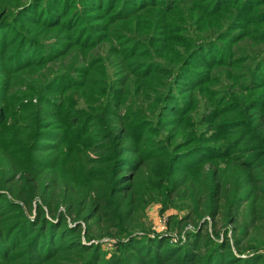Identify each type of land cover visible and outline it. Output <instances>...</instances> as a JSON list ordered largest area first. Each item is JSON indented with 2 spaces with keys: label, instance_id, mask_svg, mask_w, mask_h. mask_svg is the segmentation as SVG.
<instances>
[{
  "label": "trees",
  "instance_id": "16d2710c",
  "mask_svg": "<svg viewBox=\"0 0 264 264\" xmlns=\"http://www.w3.org/2000/svg\"><path fill=\"white\" fill-rule=\"evenodd\" d=\"M97 37L119 42L113 73L96 57L35 78ZM250 43L264 0H0V264H264ZM152 202L183 215L151 232Z\"/></svg>",
  "mask_w": 264,
  "mask_h": 264
},
{
  "label": "rangeland",
  "instance_id": "374dc122",
  "mask_svg": "<svg viewBox=\"0 0 264 264\" xmlns=\"http://www.w3.org/2000/svg\"><path fill=\"white\" fill-rule=\"evenodd\" d=\"M118 27H120L121 30L123 31H127V28L130 27L128 24H126L125 22H123L122 24H120ZM54 33L53 32H49L48 34L43 35V40L45 42L50 41L51 38L53 37ZM104 35H108V32L105 33ZM56 36H58V32L56 34ZM108 38V37H105ZM111 43H119L118 40H111V38H108V40H105L102 37H97V43L94 44L93 46H91L89 49H87L86 51H82V48L75 46L72 47V49L70 51H68L64 57L58 58L55 61H49L47 65H45L43 68H41L38 72V74L35 76L36 79H39L40 81H43L42 76H44L46 79L48 78V76L51 75V71L53 70L54 72H57L59 70H63L66 68L69 69H77V68H86L89 64H90V60H92L93 58L99 57L104 61V64L106 66V68L108 69L109 73H113L114 70H117L115 65H114V59L112 60L111 58L108 60L107 54L110 51V47L114 46ZM119 46V45H118ZM117 46V47H118ZM259 49V51H263L264 50V43H259V44H254V43H250V44H244L242 46L244 52H248V51H253L255 50V48ZM244 62V61H243ZM241 62V63H243ZM247 62H244V64H246ZM71 70V71H73ZM72 75H74L75 78H80L82 76H80V74L78 72H72ZM114 77V76H113ZM34 79V78H32ZM26 81V79H25ZM215 85V84H214ZM13 90L17 91V90H24V82H19V81H15L14 82V86H13ZM77 96L76 98L80 99L79 101H76L78 105H82L85 100V98L87 99H92L91 93H86V94H82V91H80V93L77 92ZM160 204L158 202H152L147 209L145 210V212L143 213L142 217H141V221L144 224V227L146 229H151V232H156L159 233L158 229L161 227H164L165 224L164 222V218L167 219L168 215H170L171 213H177L179 214V216H182L183 213L182 212H178V211H174L172 209L166 210V211H162L160 212L159 210ZM166 227V226H165ZM176 229V228H175ZM166 231V229H165Z\"/></svg>",
  "mask_w": 264,
  "mask_h": 264
},
{
  "label": "built area",
  "instance_id": "2783aa9c",
  "mask_svg": "<svg viewBox=\"0 0 264 264\" xmlns=\"http://www.w3.org/2000/svg\"><path fill=\"white\" fill-rule=\"evenodd\" d=\"M163 220H164V222H163V223H164V224H165V226H166V218H164ZM165 226H164V227H161V229L159 228V229H158V231H159V232H164V231H165V229H166V227H165Z\"/></svg>",
  "mask_w": 264,
  "mask_h": 264
}]
</instances>
